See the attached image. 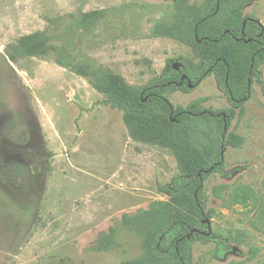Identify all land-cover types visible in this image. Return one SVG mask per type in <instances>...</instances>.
<instances>
[{
  "label": "rangeland",
  "instance_id": "obj_1",
  "mask_svg": "<svg viewBox=\"0 0 264 264\" xmlns=\"http://www.w3.org/2000/svg\"><path fill=\"white\" fill-rule=\"evenodd\" d=\"M173 15L174 0H0V116L27 111L49 155L44 184L28 199L0 189V264H125L145 255L127 219L169 200L161 188L180 173L177 156L134 139L124 111L105 105L95 76L78 75L72 64L110 70L133 90L171 65H198L192 48L153 35ZM244 15L264 26V0H253ZM38 33L50 38L47 55L9 58L8 47ZM261 81L230 129L244 139L224 150L231 178L213 174L205 187L211 229L230 238L233 251L221 261L213 243H197L193 264H264V216L227 208L213 193L244 184L264 197V67ZM191 90L171 93L170 102L186 107L205 98V108L231 109L214 76Z\"/></svg>",
  "mask_w": 264,
  "mask_h": 264
},
{
  "label": "trees",
  "instance_id": "obj_2",
  "mask_svg": "<svg viewBox=\"0 0 264 264\" xmlns=\"http://www.w3.org/2000/svg\"><path fill=\"white\" fill-rule=\"evenodd\" d=\"M252 2L208 0L191 5L190 0H174L172 23H158L152 33L192 48L200 63H183L179 70L171 65L161 77L137 90L110 70L72 64L78 75L95 76L97 90L106 97L105 105L124 111L134 139L171 148L179 162L180 173L161 188L169 200L154 202L149 210L127 219V224L142 235L145 255L125 264H193L192 249L197 243H213V256L221 261L233 251L231 239L211 229L215 212L207 209L205 187L213 174L231 178L224 150L242 147L244 139L230 129L236 114L244 116L253 85L262 82L264 26L244 15ZM49 41L45 33L26 36L8 47L7 53L13 61L45 56L51 49ZM66 60L62 58L60 65L67 67ZM184 76L195 86L214 76L231 109L205 108V98L186 107L174 106L171 93L192 91L188 81L181 85ZM213 193L227 208L243 206L264 216V197L249 185H219ZM256 254L253 249L251 255Z\"/></svg>",
  "mask_w": 264,
  "mask_h": 264
},
{
  "label": "flooded vegetation",
  "instance_id": "obj_3",
  "mask_svg": "<svg viewBox=\"0 0 264 264\" xmlns=\"http://www.w3.org/2000/svg\"><path fill=\"white\" fill-rule=\"evenodd\" d=\"M49 159L37 122L25 110L0 116V189L28 199L42 187Z\"/></svg>",
  "mask_w": 264,
  "mask_h": 264
},
{
  "label": "water",
  "instance_id": "obj_4",
  "mask_svg": "<svg viewBox=\"0 0 264 264\" xmlns=\"http://www.w3.org/2000/svg\"><path fill=\"white\" fill-rule=\"evenodd\" d=\"M259 22V21H258ZM260 23V22H259ZM246 24H247V20L244 22V28H243V31H245V28H246ZM178 65V66H177ZM176 66H174V69L175 70H179L181 68V65L180 64H177ZM185 81H188V84H189V88L190 89H194L196 86L193 85L187 78V76H184L182 78V82H181V85L185 82Z\"/></svg>",
  "mask_w": 264,
  "mask_h": 264
}]
</instances>
